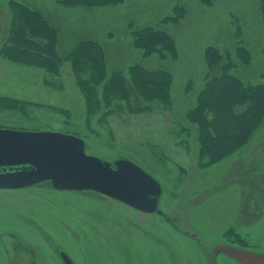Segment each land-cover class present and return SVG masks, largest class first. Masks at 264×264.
<instances>
[{
  "label": "rangeland",
  "instance_id": "rangeland-1",
  "mask_svg": "<svg viewBox=\"0 0 264 264\" xmlns=\"http://www.w3.org/2000/svg\"><path fill=\"white\" fill-rule=\"evenodd\" d=\"M262 1L0 0V129L78 137L88 155L132 161L163 188V215L95 191H60L49 181L0 189V264H63L62 252L74 264H246L221 247L264 255V120L246 144L214 164L202 154V131L191 120L202 95L208 97L200 110L210 137L214 120L228 119L213 89L219 78L244 88L264 84ZM16 4L37 11L55 29L63 60L83 41L101 45L105 74L89 87L91 100L79 80L92 70L77 74L65 60L51 71L2 53ZM147 28L169 34L176 56H146L136 47L135 33ZM209 47L219 51V63L206 59ZM135 66L171 74L166 106L137 96L130 76ZM117 75L127 80L132 108L150 110L129 112L105 92ZM248 106L234 105L231 114Z\"/></svg>",
  "mask_w": 264,
  "mask_h": 264
},
{
  "label": "trees",
  "instance_id": "trees-1",
  "mask_svg": "<svg viewBox=\"0 0 264 264\" xmlns=\"http://www.w3.org/2000/svg\"><path fill=\"white\" fill-rule=\"evenodd\" d=\"M60 2L65 5H110L121 3L123 0H60ZM261 9L264 20V0ZM39 38H43L44 42H39ZM135 38L136 47L143 49L146 56L156 53L162 57L164 53L176 56L173 40L164 31L147 28L135 33ZM57 43L55 29L40 13L20 4L15 5L11 38L3 47L2 53L16 63L46 67L48 70L59 71L65 60L72 62L77 74L80 70H92L87 80L78 79L87 94V99L91 100L94 94L92 87L100 83L105 74L104 52L101 45L92 40L83 41L63 60L57 54ZM206 59L210 64L219 63L221 55L217 49L209 47L206 50ZM130 76L133 89L139 98L145 102H157L165 106L168 104L172 86L170 73L148 72L135 66L130 69ZM105 89V92L112 94L114 100L125 102L129 112L151 109L132 108V95L126 78L121 75L112 78ZM213 89L218 99L228 108L227 120L216 119L213 122L216 135L213 137L208 135L207 123L204 122L200 110V104L208 97L203 95L200 97L198 106L191 115V120L196 122L202 131L201 151L210 164L223 160L246 144L264 120V84L244 88L234 79L222 77L215 80ZM246 102L249 106L245 111L234 116L231 114L232 106Z\"/></svg>",
  "mask_w": 264,
  "mask_h": 264
},
{
  "label": "water",
  "instance_id": "water-1",
  "mask_svg": "<svg viewBox=\"0 0 264 264\" xmlns=\"http://www.w3.org/2000/svg\"><path fill=\"white\" fill-rule=\"evenodd\" d=\"M0 168V189L49 181L60 191H95L141 212L163 214V188L157 179L132 161L88 155L85 142L72 135L0 129ZM220 250L246 264H264V255ZM61 257L65 264H74L66 253Z\"/></svg>",
  "mask_w": 264,
  "mask_h": 264
},
{
  "label": "flooded vegetation",
  "instance_id": "flooded-vegetation-1",
  "mask_svg": "<svg viewBox=\"0 0 264 264\" xmlns=\"http://www.w3.org/2000/svg\"><path fill=\"white\" fill-rule=\"evenodd\" d=\"M1 169V168H0ZM62 258V257H61ZM63 264H65L64 260L62 259ZM74 263V262H73Z\"/></svg>",
  "mask_w": 264,
  "mask_h": 264
}]
</instances>
